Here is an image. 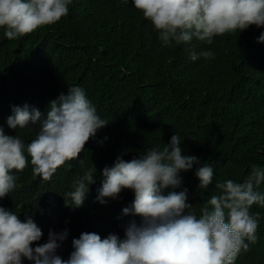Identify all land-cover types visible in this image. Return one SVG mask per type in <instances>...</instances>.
Listing matches in <instances>:
<instances>
[{"label": "trees", "instance_id": "1", "mask_svg": "<svg viewBox=\"0 0 264 264\" xmlns=\"http://www.w3.org/2000/svg\"><path fill=\"white\" fill-rule=\"evenodd\" d=\"M68 8L55 24L17 39H7L0 29V126L5 134L30 142L39 125L31 132L9 129L12 106L27 103L45 113L50 101L73 86L83 88L97 114L109 121L79 159L59 167L50 181L33 176L30 159L22 172L13 170L17 187L0 205L21 219L32 215L43 231L32 247L46 242L49 229H68L57 252L64 259L82 232L123 237L122 225L133 217L123 216L122 209L131 204L133 193L124 190L119 199L101 205L96 200L101 172L117 155L126 153L123 158L129 160L162 147L174 134L185 155L197 156L214 171L207 189L197 188L195 166L181 173L197 214L217 193L216 182H242L252 165L264 167V42H257L264 27L216 36L211 45L194 38L163 47L132 0H71ZM193 50H211L215 58L193 61ZM93 166L95 183L83 205L66 207L75 179ZM256 190L264 194V182ZM250 211L259 213L257 241L235 264H264V207L253 205Z\"/></svg>", "mask_w": 264, "mask_h": 264}, {"label": "clouds", "instance_id": "2", "mask_svg": "<svg viewBox=\"0 0 264 264\" xmlns=\"http://www.w3.org/2000/svg\"><path fill=\"white\" fill-rule=\"evenodd\" d=\"M70 3L0 0V29L9 40L23 37L67 16ZM132 4L151 22L163 47L194 38L211 45L216 36L264 27V0H132ZM257 42H264V32ZM200 56L214 59L215 53H190L193 61ZM11 113L6 120L9 129L31 132V126L39 125V130L25 143L19 135L5 134L0 126V200L17 187L13 170L22 172L30 159L33 176L50 181L59 167L79 159L88 141L109 124L79 86L60 93L45 113L27 103L12 106ZM125 154L102 170L96 196L106 205L124 190L133 193L131 204L122 209L123 216L133 217L122 225L123 237L82 232L72 239V251L64 259L57 252L68 238V229H49L46 242L32 247L43 236L32 215L21 219L0 205V264H22L25 259L33 264H235L239 254L256 243L259 213L250 209L264 207V194L256 190L264 182V167L252 165L242 182H216L217 193L197 214L188 202V189L182 187L181 173L195 166L197 188L207 189L214 171L197 156L185 155L177 134L162 147L147 148L129 160L123 158ZM95 173L93 166L75 179L74 190L67 193L71 203L64 200L66 207L83 205Z\"/></svg>", "mask_w": 264, "mask_h": 264}]
</instances>
